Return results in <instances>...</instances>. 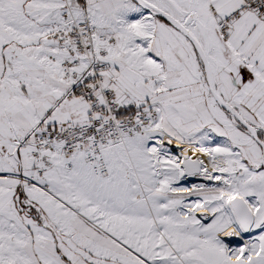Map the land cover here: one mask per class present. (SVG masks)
Listing matches in <instances>:
<instances>
[{
	"label": "snow or ice",
	"instance_id": "1",
	"mask_svg": "<svg viewBox=\"0 0 264 264\" xmlns=\"http://www.w3.org/2000/svg\"><path fill=\"white\" fill-rule=\"evenodd\" d=\"M0 264H264V0H0Z\"/></svg>",
	"mask_w": 264,
	"mask_h": 264
}]
</instances>
